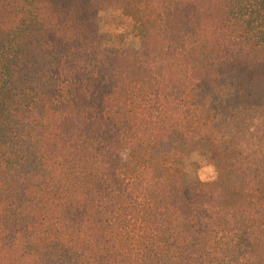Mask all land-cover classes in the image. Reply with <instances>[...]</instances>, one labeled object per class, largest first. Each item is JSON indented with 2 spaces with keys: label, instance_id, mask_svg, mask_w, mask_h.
Returning <instances> with one entry per match:
<instances>
[{
  "label": "trees",
  "instance_id": "16d2710c",
  "mask_svg": "<svg viewBox=\"0 0 264 264\" xmlns=\"http://www.w3.org/2000/svg\"><path fill=\"white\" fill-rule=\"evenodd\" d=\"M99 3L0 0V264H264V0Z\"/></svg>",
  "mask_w": 264,
  "mask_h": 264
},
{
  "label": "rangeland",
  "instance_id": "374dc122",
  "mask_svg": "<svg viewBox=\"0 0 264 264\" xmlns=\"http://www.w3.org/2000/svg\"><path fill=\"white\" fill-rule=\"evenodd\" d=\"M99 10L95 12V20L102 31L114 36V46L131 55L140 53L141 39L145 32L142 27V9L149 0H97ZM136 138L126 139L123 149V168L132 169L133 159L143 151L142 144ZM188 178L206 181L213 177L214 168L208 158L194 154L187 160Z\"/></svg>",
  "mask_w": 264,
  "mask_h": 264
}]
</instances>
